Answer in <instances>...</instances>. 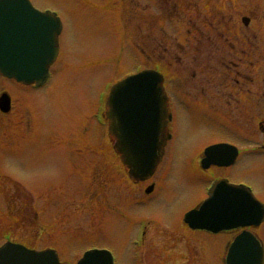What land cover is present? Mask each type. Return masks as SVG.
<instances>
[{
  "label": "rangeland",
  "instance_id": "1",
  "mask_svg": "<svg viewBox=\"0 0 264 264\" xmlns=\"http://www.w3.org/2000/svg\"><path fill=\"white\" fill-rule=\"evenodd\" d=\"M31 1L59 15L60 55L42 89L23 90L0 78V86L6 82L25 104L27 116L19 122L16 113L11 115L15 121L7 132V149L0 129V246L11 241L54 248L62 264H76L90 245L108 249L115 264H223L232 234H195L179 225L204 198V185L211 179L212 170L203 173L197 167L196 154L225 137L204 132L227 120L213 122L212 114L207 119L195 110L184 117L175 112L173 138L158 170L138 183L126 176L111 143L94 126L98 92L141 62L129 41L139 26L148 29L151 11L140 9L148 1ZM234 133L240 159L233 168L212 173L252 183L256 197L264 200V158L245 156L243 134L239 129ZM144 219L150 228L144 238L138 235L142 245L137 251L133 238ZM258 232L264 243V222Z\"/></svg>",
  "mask_w": 264,
  "mask_h": 264
},
{
  "label": "flooded vegetation",
  "instance_id": "2",
  "mask_svg": "<svg viewBox=\"0 0 264 264\" xmlns=\"http://www.w3.org/2000/svg\"><path fill=\"white\" fill-rule=\"evenodd\" d=\"M147 1L140 9L151 11L148 29L139 26L129 42L139 52L140 59L151 64L148 68L159 71L163 77L171 113L168 125L171 135L176 124L175 112L182 111L183 117L191 110L198 115L205 112L207 119L212 114L213 122L227 120L223 124L228 125L207 128L206 136L216 132L225 136L209 144H235L234 130L239 129L246 144L244 155L264 158V0ZM5 81L13 80L5 78ZM6 82L0 86V98L8 93L10 100L8 111L0 108L4 149L11 146L7 136L15 121L11 115L16 113L19 122L26 121L27 117L25 104L10 93ZM17 85L23 90L37 88ZM209 170H218V167L211 166ZM245 183L256 196L253 184ZM183 225L185 231L202 232L183 222L179 226ZM149 228L150 224L144 234ZM174 243L171 239L170 245ZM135 245L138 251V241Z\"/></svg>",
  "mask_w": 264,
  "mask_h": 264
},
{
  "label": "water",
  "instance_id": "3",
  "mask_svg": "<svg viewBox=\"0 0 264 264\" xmlns=\"http://www.w3.org/2000/svg\"><path fill=\"white\" fill-rule=\"evenodd\" d=\"M59 31L58 18L36 10L28 0H0V74L25 83L43 79L56 57ZM161 82L158 73L145 70L116 83L109 94L107 118L113 148L134 180L149 177L163 153L164 140L158 136L164 134L169 115ZM232 148L221 144L207 148L203 167L214 162L217 153L229 159L219 165L229 163L236 156ZM262 218L264 208L253 196L243 186L225 180L216 183L209 197L184 216L192 228L213 232L257 225ZM262 261V248L251 233L239 234L223 259L224 264ZM0 264L59 262L53 250L34 251L9 242L0 248ZM78 264H112V258L106 251H88Z\"/></svg>",
  "mask_w": 264,
  "mask_h": 264
}]
</instances>
